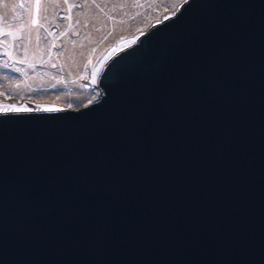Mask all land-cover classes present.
<instances>
[{
    "label": "water",
    "instance_id": "95a60500",
    "mask_svg": "<svg viewBox=\"0 0 264 264\" xmlns=\"http://www.w3.org/2000/svg\"><path fill=\"white\" fill-rule=\"evenodd\" d=\"M84 100L0 104V264H264V0L181 1Z\"/></svg>",
    "mask_w": 264,
    "mask_h": 264
},
{
    "label": "rangeland",
    "instance_id": "374dc122",
    "mask_svg": "<svg viewBox=\"0 0 264 264\" xmlns=\"http://www.w3.org/2000/svg\"><path fill=\"white\" fill-rule=\"evenodd\" d=\"M181 1L0 0V104L84 105L103 55Z\"/></svg>",
    "mask_w": 264,
    "mask_h": 264
},
{
    "label": "bare ground",
    "instance_id": "6f19581e",
    "mask_svg": "<svg viewBox=\"0 0 264 264\" xmlns=\"http://www.w3.org/2000/svg\"><path fill=\"white\" fill-rule=\"evenodd\" d=\"M99 36H100V35H99ZM99 36H98V37H99ZM81 40H82V39H81ZM83 41H84V40H83ZM70 43H72V42H70ZM70 45H71V44H70ZM73 45H74V44H73ZM98 45H99V44H98ZM78 46H79V45H78ZM89 46H90V45H88L87 49H89ZM84 47H85V45H84ZM79 48H81V47H79ZM87 49H86V50H87ZM84 51H85V50H84ZM87 51H88V50H87ZM70 52H71V50H70ZM73 52H74V51H73ZM80 52H81V51H79V53H80ZM82 52H83V51H82ZM82 52H81V53H82ZM83 53H85V52H83ZM89 53H90V51H89ZM89 53H88V54H89ZM61 54H62V53H61ZM59 55H60V54H59ZM60 56H62V55H60ZM65 56H66V55H65ZM70 56H72V55H70ZM70 56H69V58H70L69 60L72 59ZM73 56H75V55L73 54ZM61 58H62V57H61ZM61 60H62V59H61ZM65 62H66V61H65ZM82 62H83V60H82ZM66 63H67V62H66ZM82 64H83V63H81V66H82ZM67 66H68V64H67ZM71 66H72V67L75 66V63H74V65L71 64ZM82 67H83V66H82ZM84 67H85V66H84ZM79 69H81V68H79ZM68 70H69V69H68ZM74 72H75V71H74ZM77 72H78V71H77ZM78 74H79V73H78ZM33 78H35V77H33ZM37 78H38V77H37ZM37 78H36V79H37ZM49 79H50V78H49ZM38 80H39V79H38ZM35 81H36V80H35Z\"/></svg>",
    "mask_w": 264,
    "mask_h": 264
},
{
    "label": "snow or ice",
    "instance_id": "6c2138e0",
    "mask_svg": "<svg viewBox=\"0 0 264 264\" xmlns=\"http://www.w3.org/2000/svg\"><path fill=\"white\" fill-rule=\"evenodd\" d=\"M49 111L51 110V109H48Z\"/></svg>",
    "mask_w": 264,
    "mask_h": 264
}]
</instances>
